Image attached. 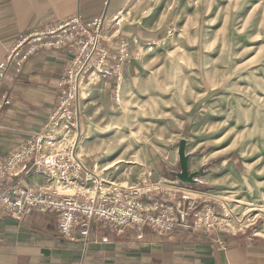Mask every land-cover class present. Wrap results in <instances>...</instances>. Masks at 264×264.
Instances as JSON below:
<instances>
[{
    "label": "crops",
    "instance_id": "1",
    "mask_svg": "<svg viewBox=\"0 0 264 264\" xmlns=\"http://www.w3.org/2000/svg\"><path fill=\"white\" fill-rule=\"evenodd\" d=\"M192 1L0 0V60L22 34L47 23L75 13L85 21L105 16L102 29L111 37L102 39V44L114 52L120 40L128 41V57L120 64L118 73L114 71L111 75L94 78V84H100V87H93L87 93L94 96L98 107L109 111L123 105L118 97L120 80H126L128 95V81L143 70L141 44L163 42L176 9L185 8ZM146 6L149 7L144 13L142 8ZM125 11H132L133 18L124 19L118 27L110 21ZM71 58L72 53L66 48H53L31 55L20 72H15L13 65L8 69L0 84V158H5L39 130L48 113L57 106L58 80L70 65ZM114 62L115 59L107 58L108 64ZM207 91L204 90L199 101L192 105L196 107L193 120L205 107L203 99ZM186 110L190 113L189 109ZM188 113L175 110L167 117L162 134H154L145 142L143 164L135 183L142 184L144 179L152 183L161 181L163 187L143 192L139 197L143 203L149 204L151 199L181 197L182 192L203 190L207 197L199 198L195 208L202 209L211 204L222 213L219 200L223 198V185L220 184L223 180L220 178L226 172L218 171V167L226 163L228 173L238 171L239 158L232 153L226 154L206 164L202 173L195 176L196 181H181L174 174L180 170L177 141ZM82 118L80 115L81 137L84 139L81 159L86 167L102 174L118 159L101 160V149L91 151L86 148L87 130ZM103 140L106 139L101 138L100 144L106 143ZM185 151L189 155L188 169L194 171L190 167L193 151L186 148ZM26 164L32 166V157ZM31 169L24 181L42 186L47 175L34 167ZM83 177L82 173L80 179ZM91 183L88 181L85 185L89 193L92 192ZM195 218L194 212L187 216L189 223ZM225 221L227 226L208 229L205 226H178L172 231L159 233L150 225L118 230L113 224H105L95 217L75 225L72 237H67L59 228L57 211L32 209L17 220L0 208V264H264V235L254 227L238 226L229 219Z\"/></svg>",
    "mask_w": 264,
    "mask_h": 264
},
{
    "label": "rangeland",
    "instance_id": "2",
    "mask_svg": "<svg viewBox=\"0 0 264 264\" xmlns=\"http://www.w3.org/2000/svg\"><path fill=\"white\" fill-rule=\"evenodd\" d=\"M149 6L142 11L146 13ZM120 17L121 22L131 19L132 11ZM140 53L143 70L128 81L130 92L127 90L129 94L121 102L127 115L117 114L118 107L109 111L98 107L94 96L87 94L100 87L93 80L85 81L86 95L81 93L79 98L86 148L101 149V160L118 159L99 176L103 185L107 180L120 185L135 183L145 142L162 134L167 117L175 110L188 113L184 110L189 109L177 147L184 137L185 148L193 151L192 170L205 168L229 153L239 158L238 171L228 173L226 163L218 167L226 172L220 178V225L227 226L225 219H229L264 235V0H193L176 9L165 40L142 43ZM206 89L205 107L193 120L196 107L192 105ZM101 138H107L105 144H100ZM79 140L82 158L84 139ZM24 177L20 173L16 178ZM50 178L52 187L72 192L73 188L60 187L55 177ZM90 190L95 191L93 183ZM185 219L187 227L194 226L187 215Z\"/></svg>",
    "mask_w": 264,
    "mask_h": 264
},
{
    "label": "built area",
    "instance_id": "3",
    "mask_svg": "<svg viewBox=\"0 0 264 264\" xmlns=\"http://www.w3.org/2000/svg\"><path fill=\"white\" fill-rule=\"evenodd\" d=\"M105 20V16H100L85 21L75 13L47 23L22 34L0 60L1 84L11 65L18 72L24 62L39 51L66 48L72 53L70 65L58 80L57 106L48 113L39 130L5 158H0V208L17 220L32 209L57 211L59 228L68 236L75 225L95 217L118 228L140 229L150 225L159 233L172 231L178 226L187 227L185 217L192 212L196 215L194 226L208 229L222 224L221 214L211 204L202 209L195 208V202L204 195L202 191H189L190 195L179 198H155L145 204L139 196L162 188L161 181L152 183L144 179L142 184L120 185L107 180L103 185L99 175L84 165L78 153L82 136L79 120L82 83L111 75L114 71L118 73L120 64L128 57L127 40H120L114 52L102 44V39L111 37L102 29ZM110 21L117 27L121 25L120 15ZM108 57L115 59L114 64L107 63ZM30 157L32 166H27ZM31 167L47 175L42 186L36 187L23 178H16L20 173L28 175ZM82 173L84 177L80 179ZM50 177H55L60 187L73 188L72 192L52 187ZM88 181L94 183L93 193L85 187Z\"/></svg>",
    "mask_w": 264,
    "mask_h": 264
},
{
    "label": "water",
    "instance_id": "4",
    "mask_svg": "<svg viewBox=\"0 0 264 264\" xmlns=\"http://www.w3.org/2000/svg\"><path fill=\"white\" fill-rule=\"evenodd\" d=\"M185 144H186V140L183 137L180 140V142L178 144V149H177L180 170L174 172V174L183 182H194V181H196L195 176L198 175L199 173H202L204 167L201 166L197 170L189 171V169H188L189 155L185 151Z\"/></svg>",
    "mask_w": 264,
    "mask_h": 264
},
{
    "label": "bare ground",
    "instance_id": "5",
    "mask_svg": "<svg viewBox=\"0 0 264 264\" xmlns=\"http://www.w3.org/2000/svg\"><path fill=\"white\" fill-rule=\"evenodd\" d=\"M120 14H121V12H120ZM125 79H121L120 80V86H119V90H118V97H119V99H121V101H123L124 100V97H125V93H126V89H125ZM86 83L87 82H83L82 83V85H83V87H82V89H81V93H82V96H85V92H86ZM116 113L117 114H126L127 115V113H128V109H127V107H126V105H122L121 107H118L117 108V110H116ZM103 139H107V138H103ZM79 152V151H78ZM95 173L97 174V175H102L101 173H99L96 169H95Z\"/></svg>",
    "mask_w": 264,
    "mask_h": 264
}]
</instances>
